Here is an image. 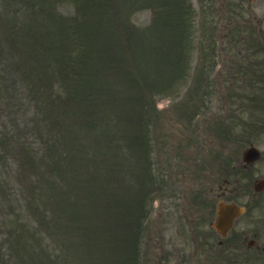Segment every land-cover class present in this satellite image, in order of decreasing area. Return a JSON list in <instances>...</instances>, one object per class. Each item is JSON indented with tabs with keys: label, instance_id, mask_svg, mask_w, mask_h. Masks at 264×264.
I'll return each mask as SVG.
<instances>
[{
	"label": "rangeland",
	"instance_id": "1",
	"mask_svg": "<svg viewBox=\"0 0 264 264\" xmlns=\"http://www.w3.org/2000/svg\"><path fill=\"white\" fill-rule=\"evenodd\" d=\"M179 1L0 0V264H137L138 246L141 264V204L154 196L150 97L167 108L155 117L163 132L189 140L197 164L263 122L253 69L264 64V0ZM70 62L75 111L60 77ZM158 232L147 240L150 264ZM13 240L23 244L8 253Z\"/></svg>",
	"mask_w": 264,
	"mask_h": 264
},
{
	"label": "flooded vegetation",
	"instance_id": "2",
	"mask_svg": "<svg viewBox=\"0 0 264 264\" xmlns=\"http://www.w3.org/2000/svg\"><path fill=\"white\" fill-rule=\"evenodd\" d=\"M251 147L240 146L232 167L222 161L217 198L195 189L197 182H209L188 171L187 157L172 159L165 193L172 203L161 210L173 212L172 234L193 242V250L179 255V264H264V150L255 157ZM218 205L225 218L216 226Z\"/></svg>",
	"mask_w": 264,
	"mask_h": 264
},
{
	"label": "trees",
	"instance_id": "3",
	"mask_svg": "<svg viewBox=\"0 0 264 264\" xmlns=\"http://www.w3.org/2000/svg\"><path fill=\"white\" fill-rule=\"evenodd\" d=\"M78 68L76 64H72V63H64V65L61 68V74L60 76H70L69 80L64 84V86L67 88V93H68V97L67 99H69L68 101L73 102L76 101V103L79 105V101L76 98L78 96V94H74L72 91L74 90V88L79 87V78H78ZM72 88V89H70ZM78 89V88H77ZM21 245V242H19V246Z\"/></svg>",
	"mask_w": 264,
	"mask_h": 264
}]
</instances>
